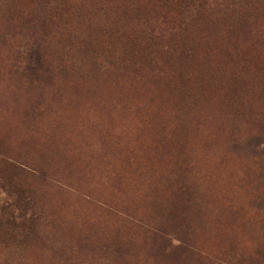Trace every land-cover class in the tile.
<instances>
[{
    "label": "rangeland",
    "instance_id": "374dc122",
    "mask_svg": "<svg viewBox=\"0 0 264 264\" xmlns=\"http://www.w3.org/2000/svg\"><path fill=\"white\" fill-rule=\"evenodd\" d=\"M186 1L0 0V264H264V0Z\"/></svg>",
    "mask_w": 264,
    "mask_h": 264
},
{
    "label": "trees",
    "instance_id": "16d2710c",
    "mask_svg": "<svg viewBox=\"0 0 264 264\" xmlns=\"http://www.w3.org/2000/svg\"><path fill=\"white\" fill-rule=\"evenodd\" d=\"M180 5H183L182 7L187 8L186 5L188 4L186 0H179ZM203 4V2L200 0L198 4L196 5L195 2H193L191 5L192 7L196 5V7L199 4ZM200 6V5H199ZM137 88L131 89L128 94L129 96L133 95L135 96L137 92ZM140 91V90H138ZM109 92V88H101L98 90H95L93 92H79V99L75 101L74 103V112L75 114L79 115L78 120H81V118L88 116L86 113V108H92L96 111H99L103 114L105 111L106 115L104 116H114V109L115 106L113 103H107L105 105L100 104L103 96H105ZM141 92V91H140ZM21 174H24L26 171L19 167V170L17 171ZM22 199H17L16 201L12 202L11 205L13 206V214H19V212H22L23 210H26L25 202ZM6 208V207H5ZM24 212V211H23Z\"/></svg>",
    "mask_w": 264,
    "mask_h": 264
}]
</instances>
